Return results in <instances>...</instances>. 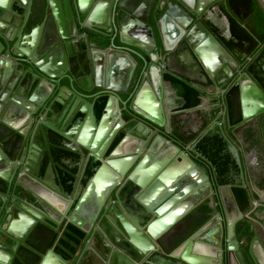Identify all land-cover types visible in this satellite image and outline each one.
Listing matches in <instances>:
<instances>
[{"label": "water", "instance_id": "obj_1", "mask_svg": "<svg viewBox=\"0 0 264 264\" xmlns=\"http://www.w3.org/2000/svg\"><path fill=\"white\" fill-rule=\"evenodd\" d=\"M29 1L0 0V128L23 136L15 156L8 155L0 142V177L8 189L17 170L37 183L30 188L36 204L20 207L24 215L18 216L15 228L11 226L14 230L6 231L15 241L12 251L37 224L48 221L56 230L65 220L84 237L74 252H68L70 258L52 248L38 253V264H165L166 254L170 264H250L248 257L257 258L260 224L254 220L255 237L251 243L245 239L247 254L237 250L223 190L213 180V163L172 135L173 110L168 112L163 105L167 92L162 73L169 68L156 49L173 52L185 43L175 56L180 67L190 68L192 61L212 78L225 60L232 63L202 19L187 30L175 19V7L168 5L156 22L160 48L151 23L157 0H45L38 6ZM180 1L200 17L217 0ZM258 2L264 10V0ZM227 27L231 34L228 20ZM84 29L102 38L114 33L110 48L90 42L80 32ZM134 55L144 64L138 75ZM149 61L157 66L151 67ZM225 71L232 73L230 66ZM154 76L160 80L155 83L160 92L157 103ZM239 94L243 121L264 113V91L247 75ZM122 95L130 101V119L123 126L115 120ZM100 97L106 102L98 115L95 102ZM34 122L60 132L66 147L77 154L71 189L40 174V147L29 132L20 130L21 124ZM232 151L240 164L236 148ZM87 170L93 175L86 180ZM213 184L223 214L218 222L229 229V238L219 249L213 232L181 228L196 195ZM255 190L256 208L264 204L260 201L264 191ZM226 191L242 215L232 189Z\"/></svg>", "mask_w": 264, "mask_h": 264}, {"label": "flooded vegetation", "instance_id": "obj_2", "mask_svg": "<svg viewBox=\"0 0 264 264\" xmlns=\"http://www.w3.org/2000/svg\"><path fill=\"white\" fill-rule=\"evenodd\" d=\"M14 1L15 0H9L8 4H13ZM44 1L45 0H30L29 4L32 3V5L38 6ZM159 1L160 5H163L165 10H167V4L173 8L175 7V14L180 18L179 21L185 24L187 30H189L195 22L201 18L220 42L222 37L225 39H230L232 37V33L228 34L227 32V20L229 21V19L224 11L226 0L215 1L200 17L195 16L192 11L177 0ZM164 12L161 14L162 16L160 15L161 17L164 16ZM168 22V18L164 17L163 23L167 26ZM156 31L157 30H155V34L157 38L158 34ZM80 32L81 34H87L90 42L99 43L104 48H110L111 40L114 36V33L109 32L102 38L98 32L89 29H85L84 31L80 30ZM117 39L118 37H116V41ZM157 41H159L158 38ZM184 44L185 43L182 45ZM182 45L178 44L174 49L179 48L180 50H184L186 46ZM82 46L84 45L82 44ZM159 52H163V54H159V57L162 55L160 60L165 59V64L168 65L169 68L162 73V79L165 82L164 87L167 92V98L163 102V105L165 106L166 111L169 112L173 110V114L170 115L172 135L183 144L182 146L196 150L201 156L207 158L211 162L212 160L209 156L202 153L198 148L197 142L211 128H216V125L219 126L216 130L224 136L226 143L224 153L228 154L229 162L223 175L218 174V171L213 164L215 167L213 180L216 186L222 188L225 196V202L228 209L227 219L233 222L232 240L237 243V250H242L247 254L249 247L245 242V239L248 240V243H251L254 239V192L256 191L255 189L264 191V113L258 117L243 121L239 89L240 84L243 81V75L247 74L243 72L242 67L236 62L229 51L228 52L232 57V63L225 60L224 66L216 71V76L214 78L210 77L206 70L193 67L192 61L190 68H181L175 58V52H165L161 50ZM156 55L158 54L156 53ZM139 66L140 64L138 62V67ZM226 66L231 67V75L225 71ZM29 69L30 66L26 65L25 70ZM179 72L185 74L182 73V75H180ZM138 74L140 73L137 68L136 75ZM166 74L187 78L197 87L202 89L204 94L202 95L200 105L194 109L185 108L186 100L178 94L177 89L165 78ZM159 81L158 76H154L152 86L155 90L154 96L156 103L160 92L155 86V83L158 85ZM65 84L67 83L64 80L63 85ZM234 86H238V92H235L231 97L225 99V102L221 103V115L223 116V120H221V123L218 125L217 119L212 120L209 116V112L212 110L209 112L206 110L207 105L204 103V97L211 92L224 96L229 93L230 89ZM128 98V95H122V100H120L117 105V109H120L121 113L118 114L117 110L115 111V120L121 126H123V124L126 125L130 119L127 109L130 104ZM211 105L214 108L218 107V104L214 103V100ZM229 112L235 117V119H237V124H230L228 120ZM20 130L25 133L29 132L33 137V143L40 147L38 163L40 174H47L50 180L56 181L62 188L65 187L66 189H71V185L69 184L75 177L78 156L73 150L66 147L64 136L44 123L38 124L34 122L32 126L26 125L20 128ZM22 140L23 136L19 132L15 130L13 131L4 126L0 128V142L2 143L4 151L8 155H16ZM9 141L16 142L11 151L10 146L8 145ZM157 142L159 143V141ZM234 147L239 153L238 158L240 159V164L237 162V157L232 151V148ZM87 172L88 173L85 176L86 180L93 175L91 171L87 170ZM9 174H11V171H9ZM11 176L12 183L9 189L6 186L7 181L0 178V264H38V253L43 254L52 248L57 253L63 254L64 256H70L62 244V238L65 237L67 232L71 231L70 226H73L80 231V234L76 231L71 232L76 234L78 238H83L84 234L78 227L65 220L59 222L60 225L56 230L52 227L53 224L48 221H43L40 224H37L36 227L25 236V242L20 244L15 251H12L15 246V241L8 233H6V231L14 230V222L17 221L18 216L24 215L20 207L28 208V205L36 204L37 200L33 196L30 188L32 186H37V183L32 181L29 177L22 176V171L17 170L13 172ZM205 188L209 192V200L204 204H201V202L199 203L200 199L196 195L195 199L199 204L193 205L189 209L188 213L184 216V223L186 225L182 223L183 225L181 228H183V230L185 228L192 230L191 228L196 225L195 223L202 222L203 220L205 222L204 224L212 223L209 232H213V235L211 234V236L215 239L219 249L223 247L225 240H228L229 238L228 224L226 223L222 226L218 222L223 220V214L221 213L219 202L214 196V184L206 186ZM227 188H231L233 194L235 188H243L249 193L250 203L246 212H243L240 209L234 194L235 201L242 215L239 214L234 202L228 196L226 191ZM41 216L43 215L41 214ZM11 226H13V228ZM97 244L98 240L95 236L94 245ZM61 250H65L66 254L62 253Z\"/></svg>", "mask_w": 264, "mask_h": 264}, {"label": "trees", "instance_id": "obj_3", "mask_svg": "<svg viewBox=\"0 0 264 264\" xmlns=\"http://www.w3.org/2000/svg\"><path fill=\"white\" fill-rule=\"evenodd\" d=\"M160 1L157 0L154 4L152 12V24L156 29V22L160 15L164 12L165 8H158ZM227 15L232 37L230 39L221 38V42L226 49L231 53L236 62L240 64L243 72L252 77L255 82L264 91V10L259 4L258 0H226V7L224 9ZM157 32V31H156ZM165 78L169 80L172 85L177 89L178 94L186 100L185 108L194 109L197 108L202 100L204 92L197 87L191 80L184 77H175L170 74H166ZM238 86H234L230 89V92L224 96L215 97L214 103L218 104L210 113L209 116L212 120L217 119L218 115L222 111L221 103L225 102L235 92H238ZM106 102L105 97H100L95 102V108L100 115L103 111ZM229 122L232 125L237 124V119L229 112ZM217 124L221 123L217 119ZM206 128V127H205ZM211 128L206 134H204L197 142L198 148L202 153L209 156L215 165L218 174L223 175L228 162L229 156L224 153L226 143L224 136L216 130ZM16 142H8L10 151L13 150ZM234 194L243 212H246L249 208L250 195L243 188H235ZM258 196L255 194V199ZM70 232H67L65 237L62 238V244L68 252H74L75 246L80 241V238L76 234L71 233L76 231L80 234L75 227L70 226ZM65 253V250H61Z\"/></svg>", "mask_w": 264, "mask_h": 264}, {"label": "crops", "instance_id": "obj_4", "mask_svg": "<svg viewBox=\"0 0 264 264\" xmlns=\"http://www.w3.org/2000/svg\"><path fill=\"white\" fill-rule=\"evenodd\" d=\"M178 2H180L182 4V2L180 0H177ZM166 7L168 8V4L166 5ZM172 7V6H171ZM176 12V11H175ZM174 12V13H175ZM175 19L179 21V17L177 16V14L174 15ZM85 30V29H84ZM83 30V31H84ZM157 34L159 35V33L157 32ZM158 38V37H157ZM159 39V38H158ZM159 47L161 48V42L160 39L158 41ZM175 46V45H174ZM172 46L171 49L174 47ZM157 54H163V52H159L156 49L155 50ZM182 50H180L179 48H176L175 51V56ZM134 57L136 58V60L139 62L140 66L138 67V72H140V69L143 67V61L141 58H139L138 56L134 55ZM162 58V55L159 57V59ZM177 61H179V59L177 57H175ZM149 59V58H148ZM158 59V57H155V60ZM149 65H151V67L157 66L156 64H154L153 62L149 61ZM183 68H188L185 65H183ZM219 96L218 93H208L205 97H204V103L206 106V110L209 112L211 110L214 109V107L211 105V103H213V99L215 97ZM222 112V111H221ZM220 114L218 115L217 119L218 120H223V116ZM210 113V112H209ZM25 124H21L20 127H23ZM7 169V168H6ZM1 178V177H0ZM2 179V178H1ZM199 200V203L201 202V204H204L206 201L209 200V192L207 191L206 188H203L202 190L199 191V193L197 194ZM260 201H264V200H260ZM198 202H195L194 205L199 204ZM257 202H255L256 204ZM254 220L258 222V224H260V228H261V235H260V244L258 245V247L256 248L257 251V258L256 257H248L250 264H264V204H262L260 207H254ZM204 220L202 222L199 223H195L196 225L192 228V230L194 229H198L199 227L201 229L204 230L203 233L209 234V230L212 226V223H208V224H204ZM204 224V225H203ZM203 226V227H202ZM199 228V229H200ZM255 237V235H254ZM67 258H70V256H66ZM164 258V263L165 264H170L172 261L169 258L168 254H166V256L163 257Z\"/></svg>", "mask_w": 264, "mask_h": 264}]
</instances>
